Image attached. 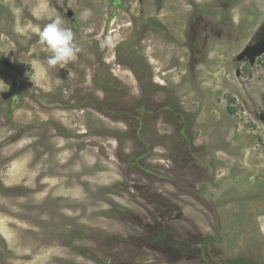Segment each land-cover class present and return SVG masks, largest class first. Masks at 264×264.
I'll use <instances>...</instances> for the list:
<instances>
[{
  "label": "rangeland",
  "instance_id": "374dc122",
  "mask_svg": "<svg viewBox=\"0 0 264 264\" xmlns=\"http://www.w3.org/2000/svg\"><path fill=\"white\" fill-rule=\"evenodd\" d=\"M263 35L264 0H0V264H264ZM111 79L149 109L78 103Z\"/></svg>",
  "mask_w": 264,
  "mask_h": 264
},
{
  "label": "flooded vegetation",
  "instance_id": "af4514ba",
  "mask_svg": "<svg viewBox=\"0 0 264 264\" xmlns=\"http://www.w3.org/2000/svg\"><path fill=\"white\" fill-rule=\"evenodd\" d=\"M67 15L69 18H74L76 14L72 9H69L67 11ZM133 72H134L133 73L134 76L139 78L138 72L136 71H133ZM111 84L116 85L115 88H111L110 90H106V88H102V91L100 94L98 92L93 93L92 90L90 89L89 91L85 93V96L83 99L78 100L79 101L78 103H83L84 105H86V107L96 108L99 110H107L108 108H110V106H113L116 104L121 106V108H135V107L140 108L142 107L143 109L144 108L149 109L150 104L152 102V96L155 94L153 92L154 89L153 90L148 89V90H142V91H139L138 89L137 92H134V91H131L129 88H125L124 85H122L115 79H111ZM138 84H139V79H138ZM107 85H109V82ZM62 97L63 95H60L54 104L60 103L64 105H69V103L73 100L71 99V96L67 100ZM115 101L117 103H114ZM73 102L77 103V100Z\"/></svg>",
  "mask_w": 264,
  "mask_h": 264
},
{
  "label": "clouds",
  "instance_id": "9594fccd",
  "mask_svg": "<svg viewBox=\"0 0 264 264\" xmlns=\"http://www.w3.org/2000/svg\"><path fill=\"white\" fill-rule=\"evenodd\" d=\"M39 40L51 53L49 66L66 65L76 59L81 51L75 42L74 33L65 27L61 16L56 15L39 32Z\"/></svg>",
  "mask_w": 264,
  "mask_h": 264
},
{
  "label": "water",
  "instance_id": "95a60500",
  "mask_svg": "<svg viewBox=\"0 0 264 264\" xmlns=\"http://www.w3.org/2000/svg\"><path fill=\"white\" fill-rule=\"evenodd\" d=\"M71 15V14H69ZM264 54V35L256 42L247 45L244 50L236 57L238 61H253L255 58ZM264 119V115H262Z\"/></svg>",
  "mask_w": 264,
  "mask_h": 264
}]
</instances>
